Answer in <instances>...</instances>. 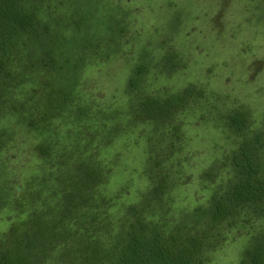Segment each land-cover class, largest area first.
Listing matches in <instances>:
<instances>
[{"label": "trees", "instance_id": "16d2710c", "mask_svg": "<svg viewBox=\"0 0 264 264\" xmlns=\"http://www.w3.org/2000/svg\"><path fill=\"white\" fill-rule=\"evenodd\" d=\"M137 10L0 0V153L19 133L35 159L13 178L0 166V264H212L235 243L233 264H264V116L206 84L175 85L177 34L163 24L153 40ZM118 59L119 94H91L89 71ZM194 119L224 147L200 170L205 200L174 214ZM128 146L141 154L123 159ZM127 169L146 183L129 200L111 186Z\"/></svg>", "mask_w": 264, "mask_h": 264}, {"label": "rangeland", "instance_id": "374dc122", "mask_svg": "<svg viewBox=\"0 0 264 264\" xmlns=\"http://www.w3.org/2000/svg\"><path fill=\"white\" fill-rule=\"evenodd\" d=\"M122 1L137 6L135 24L141 30L148 31L145 35L152 34L153 40L163 39L164 32L156 33L157 29H163V24L167 33L177 34V43L174 45L182 49L187 60L183 71L176 75L181 78L176 79L175 85L181 86L188 82L206 84L221 95H230L237 104L247 105L257 121L261 115L264 116V6L261 4L262 12L259 13L258 0ZM158 18L160 19L156 20ZM159 23L160 26L156 28L155 25ZM122 64L123 61L118 59L113 64L91 69L87 78L91 94L105 95L108 98L117 92L119 94L121 86L113 88L118 83L123 84L125 74L121 71ZM185 131L190 139L193 138L180 151L181 156H189L188 165L186 160L184 168L182 167L183 173L178 177V184L171 192L173 210L171 207L170 209L174 214L190 210L198 198L205 200L198 182L200 170L213 156L219 155L224 147V138L217 135L218 131L196 119L188 121ZM12 138V148L8 147L0 153V166L5 171L7 169L9 176L13 178V175L17 177L21 173L20 162L29 167L35 159L29 152L31 146L23 140V134L16 133ZM122 150L123 159L132 160L134 153L141 154L139 148L130 146ZM140 174L141 169H127L119 174L122 179L117 178L115 185L111 186L118 190L124 188L129 196L126 200L133 199L137 182L140 186L146 184ZM3 228L5 226L0 223V229ZM237 249L235 243L218 252L212 264H233Z\"/></svg>", "mask_w": 264, "mask_h": 264}]
</instances>
